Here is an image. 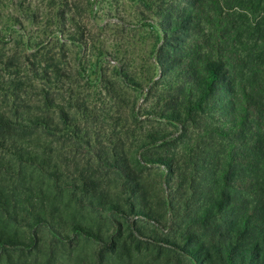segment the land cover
I'll return each mask as SVG.
<instances>
[{
  "label": "trees",
  "instance_id": "1",
  "mask_svg": "<svg viewBox=\"0 0 264 264\" xmlns=\"http://www.w3.org/2000/svg\"><path fill=\"white\" fill-rule=\"evenodd\" d=\"M157 32L163 41L156 51L159 77L148 83L151 112L163 127L140 143L142 159L131 161L119 138L107 148L98 133L97 147L71 99L62 101L48 86L45 70L47 83L37 100L31 81L12 79L0 91V158L14 161L4 164L3 157L0 174L13 164L21 173L25 162L45 163L26 143L54 144L63 139L60 131L73 129L81 142L73 137L60 142L64 150L71 142L76 147L71 153H80L86 164L75 178L83 189L78 199L110 217L114 234L104 240L81 225H73L70 234L37 215L32 226L45 225L54 242L81 235L102 242L100 261L108 254L132 261L114 217L126 214L134 219L130 234L137 246L158 245L170 255L166 264H264V0H168ZM58 72L55 67L56 83ZM119 74L136 82L129 70ZM5 150H14L16 159ZM153 165L156 181L149 172ZM49 174L58 185V171ZM1 186L0 181V216L19 221L23 213ZM113 188L120 190L116 196ZM140 222L167 232L147 236ZM19 244L0 235V252Z\"/></svg>",
  "mask_w": 264,
  "mask_h": 264
},
{
  "label": "rangeland",
  "instance_id": "2",
  "mask_svg": "<svg viewBox=\"0 0 264 264\" xmlns=\"http://www.w3.org/2000/svg\"><path fill=\"white\" fill-rule=\"evenodd\" d=\"M167 2L0 0L1 93L4 88L8 89L12 79L20 80L23 85L31 81L37 88L32 90L37 100L39 88L47 83L43 73L48 70L51 79L48 86L59 93L62 101L71 99L79 124L85 123L96 146L98 133L107 148L119 138L131 161L135 157L142 159L145 150L138 149L140 143L150 139L149 133L155 135L163 127L151 112L154 96H149L152 83L148 82L151 77H155L154 80L159 77L156 51L163 41L158 40L157 21ZM55 67L60 71L57 83L53 80ZM33 68H38L39 74H35ZM120 69L129 70L136 82L125 81L119 74ZM58 135L63 139L54 144L28 141L24 146L35 158L38 155L40 161L43 157L45 163L25 162L27 166L21 173L14 171L13 164V170H2L0 174L4 187L1 188L24 215L19 221L0 216V235L21 243L0 252V264H166L170 255L157 248L158 245L145 242L137 246L130 234L134 219L126 214L114 217L121 222L118 235L131 247L132 261L113 257L114 254H108V258L104 255L105 259L100 261L97 246L102 242L97 244L98 240L77 235L71 242L58 243L52 240L49 229L42 223L32 226L34 218L41 215L55 226L62 224L70 234L73 225L99 231L104 240L114 234L110 217L98 214L78 199L83 189L75 178L86 164L80 153L72 154L76 147L71 142L64 150L60 141L73 137L81 142L80 138L68 128ZM4 152L15 158L14 150ZM3 157L0 161L8 163V158ZM156 167L153 165L149 170L155 181L158 179ZM54 169L59 173L58 185L49 174ZM112 191L116 196L120 190L113 188ZM139 224L145 227L147 236L159 237L167 232L160 227L154 229L145 223Z\"/></svg>",
  "mask_w": 264,
  "mask_h": 264
}]
</instances>
